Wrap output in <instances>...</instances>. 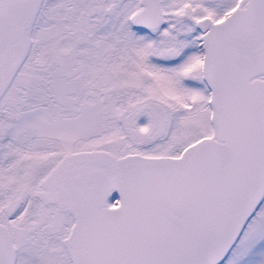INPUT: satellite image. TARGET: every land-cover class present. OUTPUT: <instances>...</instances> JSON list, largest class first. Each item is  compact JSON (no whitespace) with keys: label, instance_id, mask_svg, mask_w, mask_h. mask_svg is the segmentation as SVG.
Returning a JSON list of instances; mask_svg holds the SVG:
<instances>
[{"label":"snow or ice","instance_id":"snow-or-ice-1","mask_svg":"<svg viewBox=\"0 0 264 264\" xmlns=\"http://www.w3.org/2000/svg\"><path fill=\"white\" fill-rule=\"evenodd\" d=\"M0 264H264V0H0Z\"/></svg>","mask_w":264,"mask_h":264}]
</instances>
